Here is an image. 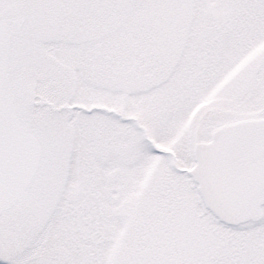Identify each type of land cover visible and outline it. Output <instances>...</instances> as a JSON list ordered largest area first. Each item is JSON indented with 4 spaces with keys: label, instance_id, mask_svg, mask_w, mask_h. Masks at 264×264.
<instances>
[{
    "label": "snow or ice",
    "instance_id": "snow-or-ice-1",
    "mask_svg": "<svg viewBox=\"0 0 264 264\" xmlns=\"http://www.w3.org/2000/svg\"><path fill=\"white\" fill-rule=\"evenodd\" d=\"M0 264H264V0H0Z\"/></svg>",
    "mask_w": 264,
    "mask_h": 264
}]
</instances>
